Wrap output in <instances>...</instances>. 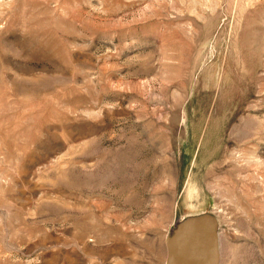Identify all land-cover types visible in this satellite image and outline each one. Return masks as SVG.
Listing matches in <instances>:
<instances>
[{
	"label": "rangeland",
	"instance_id": "rangeland-1",
	"mask_svg": "<svg viewBox=\"0 0 264 264\" xmlns=\"http://www.w3.org/2000/svg\"><path fill=\"white\" fill-rule=\"evenodd\" d=\"M202 211L264 264V0H0V264H164Z\"/></svg>",
	"mask_w": 264,
	"mask_h": 264
},
{
	"label": "water",
	"instance_id": "water-1",
	"mask_svg": "<svg viewBox=\"0 0 264 264\" xmlns=\"http://www.w3.org/2000/svg\"><path fill=\"white\" fill-rule=\"evenodd\" d=\"M164 264H218L217 219L213 212L187 215L164 236Z\"/></svg>",
	"mask_w": 264,
	"mask_h": 264
}]
</instances>
